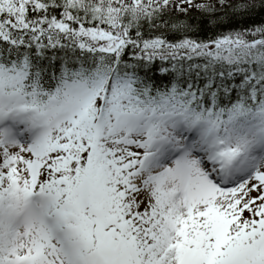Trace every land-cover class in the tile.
Returning <instances> with one entry per match:
<instances>
[{"label": "snow or ice", "instance_id": "1", "mask_svg": "<svg viewBox=\"0 0 264 264\" xmlns=\"http://www.w3.org/2000/svg\"><path fill=\"white\" fill-rule=\"evenodd\" d=\"M257 11L0 0V264H264Z\"/></svg>", "mask_w": 264, "mask_h": 264}, {"label": "trees", "instance_id": "2", "mask_svg": "<svg viewBox=\"0 0 264 264\" xmlns=\"http://www.w3.org/2000/svg\"><path fill=\"white\" fill-rule=\"evenodd\" d=\"M193 15L200 16L201 14L199 12L193 13ZM220 15H225L223 13H218L216 14V17L218 18ZM225 23H227V16L225 15ZM261 23H264V13H261L257 11L249 20L248 27H253V26H258ZM195 30L199 33L201 39H207L211 36H213L214 33H219V32H226L230 31L231 28H216L214 25H209V30L207 32L201 31L200 26H195Z\"/></svg>", "mask_w": 264, "mask_h": 264}]
</instances>
